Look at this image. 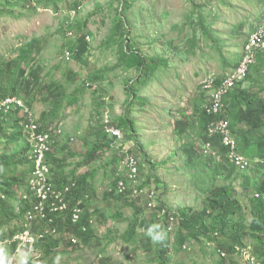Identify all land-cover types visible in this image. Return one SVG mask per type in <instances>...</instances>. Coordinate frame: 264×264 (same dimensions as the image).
I'll use <instances>...</instances> for the list:
<instances>
[{
  "label": "rangeland",
  "instance_id": "rangeland-1",
  "mask_svg": "<svg viewBox=\"0 0 264 264\" xmlns=\"http://www.w3.org/2000/svg\"><path fill=\"white\" fill-rule=\"evenodd\" d=\"M258 26H264V0H0V175L8 209L0 210V237L17 232L31 207L28 180L34 164L25 127L37 123L58 136L47 161L59 188L97 170L91 186L82 184L79 199L71 201L88 218L83 230L91 241L71 231L77 224L71 218L58 219V232L39 245L43 264H161V245L147 235L157 223L168 233L167 264H220L221 258L225 264H248L227 250L235 241L234 248L251 247L264 264V203L259 201L264 166L258 148L264 125L257 135L239 137V152L244 146L243 152L256 159L244 171L226 163L211 140L212 154L206 153L208 125L219 117L207 122L205 136L199 130L202 111L209 113V96L218 101L222 96L203 92L204 80L231 82L245 58L244 44ZM137 52L153 67L140 68L133 60ZM253 52L235 89L245 97V109L261 111L264 46ZM5 100L12 101L7 109L1 106ZM122 115L135 121L134 134L110 124ZM260 117L264 123V113ZM239 128L249 125L242 122ZM100 141L104 147L86 161L85 154ZM138 147L143 154L137 157L141 168L134 182L127 156H135ZM116 176L126 179L129 198L115 193ZM220 187L235 189L237 199L224 230L218 223L212 229L219 211L208 201L210 188ZM139 190L157 192L173 214L167 218L154 209V194L150 208ZM134 205L140 209L137 221ZM188 213L200 226L206 221L197 234L194 223L181 233ZM235 234L241 241L233 239ZM14 258V264H24L29 254Z\"/></svg>",
  "mask_w": 264,
  "mask_h": 264
},
{
  "label": "built area",
  "instance_id": "built-area-1",
  "mask_svg": "<svg viewBox=\"0 0 264 264\" xmlns=\"http://www.w3.org/2000/svg\"><path fill=\"white\" fill-rule=\"evenodd\" d=\"M253 57V47L249 45L248 52L243 62L235 69L236 71L230 75L232 81L225 82V79H222L218 83L214 78L218 87H214L211 83H205V90L203 91H214L215 93L219 92L222 94L220 101L209 96L210 105L208 112L219 118H216L209 123L207 131L209 137H218L220 139L221 145L226 150L225 158H227L235 167L238 166L236 168L240 170H246L242 167L249 166L252 161L242 155L238 150V141L236 135L230 129V123L226 117L227 109L224 107L225 104L223 103L222 97L225 94L227 95L228 92L235 87L236 80L244 78ZM5 102L6 100L2 102L1 106H4V109H7L12 101ZM25 128L29 131V141L31 142L30 146L32 147L29 158L34 164L32 175L28 180L30 193L33 199L30 204L31 207L27 210L24 220L21 223L20 229L11 237L0 239V244H7L11 250L8 253L3 251L0 252V264H14L16 261L14 256L24 251L29 253L32 264H43V252L39 246L41 244L39 241L42 238L45 239L47 236L54 235L58 232L56 222L58 219L65 220L64 217L60 216L63 212L66 211L74 223L80 222L83 214V209L80 205H72L71 202V194L76 184V180L71 179V182L65 184L62 188H59L58 185L52 182L53 172L47 158L48 153L53 148V137L58 140V136L54 134L52 130L46 129L37 123L34 125L28 123ZM112 128L108 129V131H112L113 134L120 132L119 130ZM210 142L211 141H208L206 153L212 154ZM127 162L129 166L128 178L130 181L133 180L136 182V177H138L140 171L137 157L133 154H128ZM260 163L264 165V160H261ZM73 181L74 183H72ZM126 189L127 186L125 180H120L117 186V191L122 193ZM3 192V185L0 180V199L5 198ZM138 192L139 196H141L143 190H139ZM153 194L158 196L156 195L157 192H154ZM153 194L150 192L149 197L154 198ZM258 196L260 195L258 194ZM152 202L149 203L150 208H153ZM70 205H72V207H70ZM43 224L44 226L42 228L39 227ZM234 253L240 254L248 264H259L251 247L241 248L240 246H237L234 249ZM227 255V252H221V256Z\"/></svg>",
  "mask_w": 264,
  "mask_h": 264
},
{
  "label": "trees",
  "instance_id": "trees-1",
  "mask_svg": "<svg viewBox=\"0 0 264 264\" xmlns=\"http://www.w3.org/2000/svg\"><path fill=\"white\" fill-rule=\"evenodd\" d=\"M69 37V36H68ZM79 41V39H78ZM133 41L130 40V44ZM75 43V42H74ZM73 43V44H74ZM73 44H69V46H73ZM73 50V48H72ZM76 56L79 57L80 53L79 52H75ZM133 60L135 61V63L137 65L140 66V68H151L153 67V62L151 63H147L145 57L141 56L140 52L135 53V56L133 57ZM148 65V66H147ZM237 68V66H236ZM221 81V80H220ZM236 87L232 88L229 93L227 94L226 97V101L227 103V107H229V110H227L226 114L228 113L229 119H230V129L234 132V134L237 137V141L239 144V147L241 149V145H240V135L241 137H246L247 135H252V134H256L258 133V131L260 130V128L264 125V123L261 120V117L264 113V109L259 111L256 108H250V107H246V109L242 106V100L245 98H243V96L241 95V91L239 93L238 90L235 89ZM242 93L244 95H248V93L246 92V90H243ZM74 99L72 100L73 103H76L78 100V97L75 96L73 97ZM230 105L232 106V109H230ZM216 117H214L212 114L210 113H205V111H202L201 117H200V126H199V130L201 133H204L205 136V129H206V124L207 122H210L212 119H214ZM44 120V119H43ZM242 122H246L249 125V128L247 130H242L241 128L238 129V126L242 123ZM44 124L45 120H44ZM111 125H115L119 128H121L124 132H130L132 134H134V132H136V127H135V121L133 119H131L130 117H127L125 115L119 116L116 118V120L111 121L110 123ZM21 132H22V126H20ZM241 129V130H240ZM254 138V137H253ZM262 139V142L259 141L258 143V148L260 150L259 152V156H261L260 159L264 160V136ZM211 140L212 143L214 142L215 148H218L220 150V154H222V156L225 159L226 163H229L230 165H232L226 158H225V154H226V150L225 148L221 145L220 139L218 137H209L207 138L206 136V141ZM249 140V139H247ZM257 142V141H256ZM252 144V143H251ZM243 145V143H242ZM104 147V143L102 141H100L99 143H96L94 145V147L89 150L86 154H85V160L86 161H91L93 159V157L96 155V153L101 150ZM243 150H241L240 152L244 154L245 157L249 158L251 161H254L256 159H252L250 157H248L243 151H247L248 148H244V146L242 147ZM245 149V150H244ZM133 153L135 154L136 157H141L143 154L142 148L138 147L135 151H133ZM52 153L48 154L49 159L51 158ZM144 159H146V154H144ZM192 157H189V160H191ZM140 163V159H137ZM261 164V163H260ZM233 167H235L234 165H232ZM264 166V165H262ZM141 168V166H140ZM236 168V167H235ZM31 169H32V165H31ZM240 170V169H239ZM244 171V170H243ZM97 174V170L96 169H91L89 171H86L85 173H83L82 175H80V177H73L72 179L76 180V186L73 188L72 190V194H71V200L73 202V204L79 199V193L82 191L81 188L82 184H87V186H91V184H89L90 181H92L95 176ZM124 178L116 176L115 177V193L120 195V197H127L129 198V194L131 195L132 190L131 189H126V191H124L123 193H119L117 191V186L120 180H122ZM0 180L2 182V185L4 187V182L5 180L2 178V176L0 175ZM68 183V182H67ZM67 183H63V186H65V184ZM140 188H144V186H140ZM88 192V191H87ZM149 190H143L141 196L139 197H144L143 202L146 203H150L153 201V198L149 197ZM235 193L236 190L235 189H230L227 187H220L219 190H213L212 188H210V194L208 197V201L210 202V205L213 208V210H218L219 213L217 214V216H213V220L217 219L213 224H212V229L216 228L217 223L219 224V229L224 230L225 228H227L228 226H230L228 220H227V216L229 215L230 211H233V207L236 206L237 203V199L235 197ZM260 194H264V193H260ZM158 196H156V201H157V206L154 208L156 210L164 211V216L169 218L173 213H171V211H169V209L166 208V206L163 205V203H161L160 201V195L157 194ZM141 200V199H140ZM259 201L264 203V198H259ZM135 206V212H134V220L137 221L136 219H138L139 217V213H140V209L137 208V205ZM70 207H72V205H70ZM0 210L3 211L2 213L5 214V212L8 210L5 206H4V202L2 199H0ZM63 216H65V220H67L68 218V213L63 212L62 213ZM187 217L189 218L188 221H184L182 222V225L180 223V230L181 233L185 232V231H189L191 227V223L193 224V230L195 231V234H197V230L202 228L203 225L205 226L206 221L202 219V226L199 225L198 220L195 223L197 216H192L190 217V214L188 213ZM200 222V221H199ZM88 224V218L85 216L84 212L82 214V218L81 221L77 224H72L73 227L71 228V231L78 237L81 238L82 241H85L86 243H89L91 241L90 238H88L90 236V234L88 235V232H84L83 227H85ZM147 228V227H145ZM183 231V232H182ZM218 231L220 232V230L215 231L216 234L218 233ZM15 234V233H14ZM12 234V235H14ZM192 235V233L190 234ZM197 236V235H196ZM193 237V236H192ZM242 238V236L240 234H235L233 239H240ZM44 239L42 240L43 243ZM241 241V240H239ZM237 241H235L233 244H231L230 246L227 247V250L230 251H234V245ZM168 242V238L163 242L160 243L161 245V252H160V258H161V264H167V255L169 253V246L167 245ZM239 246V245H237ZM236 246V247H237ZM24 254H26V252H23ZM28 254V253H27ZM260 260V259H258ZM227 262V259L221 258L220 264H225L224 263ZM261 261V260H260ZM264 262V261H261ZM232 263V260H231ZM25 264H31L30 261H27Z\"/></svg>",
  "mask_w": 264,
  "mask_h": 264
},
{
  "label": "bare ground",
  "instance_id": "bare-ground-1",
  "mask_svg": "<svg viewBox=\"0 0 264 264\" xmlns=\"http://www.w3.org/2000/svg\"><path fill=\"white\" fill-rule=\"evenodd\" d=\"M263 25V24H262ZM256 32H258V33H256ZM253 33H256V34H254V35H249L248 36V41H246V43L244 44V48H243V56H246V54H247V50H248V48H249V45L250 46H252V47H254V48H257V49H259V48H261V47H263L264 46V26H258V27H256V29L254 30V32ZM246 45H248V46H246ZM246 46V47H245ZM236 69V68H235ZM204 82L205 83H211L214 87H218L217 86V84L215 83V81H214V78L212 77V76H210V77H207L205 80H204ZM205 83H204V86H205ZM138 161V160H137ZM259 161V160H258ZM138 163H139V161H138ZM139 165H140V163H139ZM249 166H247V167H242L243 169H247ZM125 180V182H126V186H127V181H126V179H124ZM264 198V197H263ZM68 211V210H67ZM66 212V211H65ZM60 216H62V217H64L65 218V216H63L62 214L60 215ZM70 215L68 214V217H69ZM12 236V235H11ZM44 238H42L40 241H39V243H42V240H43ZM7 246V244H0V247L1 248H3V247H6ZM17 248V247H16ZM26 253H28V252H26ZM29 254V253H28ZM44 256V255H43Z\"/></svg>",
  "mask_w": 264,
  "mask_h": 264
},
{
  "label": "clouds",
  "instance_id": "clouds-1",
  "mask_svg": "<svg viewBox=\"0 0 264 264\" xmlns=\"http://www.w3.org/2000/svg\"><path fill=\"white\" fill-rule=\"evenodd\" d=\"M147 235L149 236V238L151 239V241L154 243V244H159V243H163L167 237H168V233L166 230L163 229V227L160 225V224H153L151 225L148 229H147ZM21 254H24L23 252L20 253ZM30 260V255H29V260ZM27 262V261H26ZM25 262V263H26ZM24 263V264H25ZM32 264V262H31Z\"/></svg>",
  "mask_w": 264,
  "mask_h": 264
},
{
  "label": "crops",
  "instance_id": "crops-1",
  "mask_svg": "<svg viewBox=\"0 0 264 264\" xmlns=\"http://www.w3.org/2000/svg\"><path fill=\"white\" fill-rule=\"evenodd\" d=\"M12 231H13V230H11L10 233H9L8 235H3L2 237H0V239H5V238H8V237H11V235L13 234ZM4 250L7 251V252H10V251H11L10 248H9L8 246H7L6 248H4V247L1 248V247H0V252H1V251L4 252Z\"/></svg>",
  "mask_w": 264,
  "mask_h": 264
}]
</instances>
